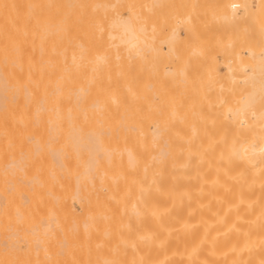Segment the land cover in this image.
<instances>
[{
	"label": "bare ground",
	"instance_id": "1",
	"mask_svg": "<svg viewBox=\"0 0 264 264\" xmlns=\"http://www.w3.org/2000/svg\"><path fill=\"white\" fill-rule=\"evenodd\" d=\"M145 1L146 12L140 13L138 24L137 11L138 16L111 22L109 18L107 39L104 31L87 32L70 23V29L55 30L62 26L52 25L48 17L55 0H5L0 159L3 153L5 164L13 158L6 172L13 171L19 183L15 188L13 175H8L12 183L7 187L0 177V202L5 200L4 208L0 204V231L8 226L11 238L25 247L16 253L20 245L13 241V247L5 234L3 246L0 242L3 260L6 253L14 255L12 264H264V0H256L254 10L252 0L222 3L227 22L252 32H241L246 36H236L238 41L232 31L225 37L228 25L221 28L219 18L220 27L214 28L218 34L221 28L225 42H215V36L207 41L214 39L217 46L212 41V49L215 54L219 50L220 60L224 53L225 75L218 73L207 53L204 62L202 56L192 55H201L195 48L201 39H194L199 31L183 29V54L189 53L185 59L173 29L166 37L169 30H156L148 39L145 15L148 10L153 16L160 7L159 0L153 5ZM127 2L135 9L139 5V0ZM27 7L35 12L31 24L24 21L31 12ZM128 18L136 20L135 26L142 23V29L132 30ZM12 19L17 21L10 23ZM242 20L250 28L254 22L255 31H248ZM229 26L243 31L234 23ZM207 27L203 29L209 35L211 25ZM148 40L155 41L154 46ZM189 41L194 42L191 48ZM176 48L184 71L182 65V71H176L175 61L181 63L173 56L179 54ZM146 52L161 58L156 63L151 59L147 67ZM198 60L202 67L197 68L207 69H195L200 78L192 73V62Z\"/></svg>",
	"mask_w": 264,
	"mask_h": 264
},
{
	"label": "rangeland",
	"instance_id": "2",
	"mask_svg": "<svg viewBox=\"0 0 264 264\" xmlns=\"http://www.w3.org/2000/svg\"><path fill=\"white\" fill-rule=\"evenodd\" d=\"M114 1L115 0H55V3H51V11H48V17L49 18H53V20H51L50 19V22L52 23V25H53V23H54V26H55V23H57V25H58V23H59V25H62L61 27H59V26H55V30H57V28H58V30H59V28L61 29V30H64V28H67V29H70V26L68 25L69 23H70V25H72V27L71 28H81V29H85V31H87L88 32V30H94V31H97L98 30V32L101 30L102 32L105 30V31H107V29L109 28V27H111V26H109V23L112 21V20H114V19H116L117 17L119 18H127L128 16L130 17L131 16V14H133V13H135L134 15L135 16H138V14L136 15V13L137 12H139V18L137 17V22H135L136 20L134 19V22L136 23V24H138V22H140V13H142V15H143V13L145 14V12H146V10L144 9V7H145V4H143L142 3V0H139V5H138V7L135 9V6H133L134 4H131V6H130V3L129 2H127V1H129V0H118V2L116 1L115 3H114ZM136 1V0H135ZM152 1H154V0H150L149 1V4L151 5H153V3H152ZM164 1V0H163ZM166 1V0H165ZM172 1V2H171ZM180 1V0H179ZM187 0H181L180 2H177V0H167V2L165 3V2H162V0H159L158 1V3H160V5L156 2V0H155V2L157 3V6H159L160 8L158 9V7H157V9H156V11L157 10H159L158 12H156L155 11V9H154V11L153 12H156L152 17L150 16H148V12H149V14H151V11H148L147 10V14L145 15V16H143V17H145V19H146V21L148 22V23H146V29L148 28V24L150 25V28H151V30H150V28L149 29H147L148 31H146L147 32V34L149 35L148 36V39L150 38V36H152L153 34L156 36V30L157 31H162L161 32V34L162 33H164V32H166L167 30H169V31H167V33H169V34H165L164 33V37H166V35H170L171 34V29H173V31H172V33L173 34H176V32L178 33V35L176 36V40H177V38L179 39V40H177L178 41V43H179V41L181 42L182 41V46H183V39H184V43H186L185 42V34L183 33L184 31H185V33L188 31V29H189V31L191 32V29H192V32H191V34H196V33H198V31H199V35L198 34H196V37H194V39L196 38V40L198 41V38H199V40L201 39V45H199L198 46V44H197V47H195L196 49L199 47V50L198 51H201V55H200V52L199 53H195V54H192V52L190 51V48L192 47V45H194V42L193 43H191L192 41H191V39H190V43L191 44H188V42H187V46L189 45L190 46V48H189V51H190V53L192 54V55H195V57H196V55L199 57V56H202V62H204V61H206V59L208 60V58L210 59L211 58V62H212V59L213 60H215V62H213L212 64H213V66L215 67V69L218 71V73L220 74V75H225V69H226V67H225V64H224V66H223V61H225V55H224V53H223V55H222V60H220V57H218V56H220L219 54H218V51H215V52H217V54H215L214 53V50L212 49V46L213 45H215L214 44V39L213 40H211V43H210V40L209 41H207V39L208 38H210V39H212V36L214 37L215 36V42L217 41V40H221L220 42H222L223 40L220 38V34L222 35L223 33H221L222 32V30H221V28H224V29H226V26L228 25V29H226V30H228V35H227V33H225V37H227V36H229V33L232 31V33L235 35L234 37V40L236 41H238V37H236V36H246L245 34H248V32H245V28H241V25H239L240 27H238V24H235V22H227V20H225V15H224V10H223V12H222V8H223V5H222V3H224V5L226 4V1H224V0H215V3L213 2L214 0H210V1H212V2H210V4H209V0H204V3H206V2H208V5H206V4H204L203 3V0H199V2L201 3H199L198 2V10L196 11V5H197V1L198 0H193V4H191L192 2H191V0H189L190 1V3H189V1H187ZM218 1H220V3L218 2ZM147 2H148V0H147ZM146 1H145V3H147ZM151 2V3H150ZM155 2H154V4H155ZM177 2V4H175ZM229 1H227V3H228ZM162 3V4H161ZM181 3V6H179V4ZM183 3V4H182ZM187 3V4H186ZM203 3V4H202ZM211 3H214L215 5H211ZM257 2H256V0H252V2H251V6H252V8H253V10L255 9V7L257 8L258 7V5L259 4H256ZM264 3V2H263ZM12 4V3H11ZM196 4V5H195ZM143 5H144V7H143ZM146 5H148V4H146ZM178 7H177V6ZM203 5H204V7H203ZM12 6V5H11ZM14 6V5H13ZM133 6V7H132ZM161 6H163V9L161 8ZM168 6V7H167ZM193 6H195V7H193ZM211 6V7H210ZM216 6H218V7H216ZM221 6H222V8H221ZM6 7V4H5V0H0V31L1 30H3V23H4V15L6 14V12H5V10L3 11L2 9H4ZM148 7H151V6H149L148 5ZM147 7V8H148ZM153 7V6H152ZM200 7H201V9H200ZM216 7V8H215ZM225 7V6H224ZM29 7H27V9H28ZM49 8V9H50ZM146 8V9H147ZM168 8H169V10H168ZM194 8H195V11H194ZM214 8V9H213ZM150 9V8H149ZM178 9H180L181 10V12H180V10H178ZM187 9V10H186ZM29 11H31L30 9H28ZM145 10V11H144ZM160 10H161V13H164V15H163V17H164V19H162V14L160 13ZM177 10V11H176ZM193 12L192 14H191V11ZM137 11V12H136ZM163 11V12H162ZM179 11V12H178ZM200 11V12H199ZM214 11V12H213ZM22 12H23V10H22ZM22 12L20 11V12H18L17 14H22ZM28 11L26 10V12H23V13H27ZM32 12V11H31ZM30 12V14H26L27 15V17L28 18H26V19H24V21H25V23H28V22H30V20H34L35 21V19L34 18H32V17H30V15H33V13L35 14V12H32L31 13ZM41 12V11H40ZM153 12H152V14H153ZM205 12V13H204ZM115 13L117 14V15H115ZM178 13V14H177ZM206 13H207V16H206ZM208 13H209V16H208ZM210 13H212V18H211V15H210ZM222 13H223V15H224V17L222 18ZM42 14V13H41ZM41 14H39L38 15V17H37V20H40V23H41V19H39V16L41 15ZM180 14V15H179ZM188 14L190 15H192V17H191V19H189L190 18V16L188 17ZM49 15H51V16H49ZM141 15V16H142ZM166 15H168V16H172V21H171V19H166L165 17H166ZM187 15V16H186ZM194 15V16H193ZM196 15H199L200 17H198V16H196ZM218 15H220V16H218ZM36 16H37V12H36ZM168 16H167V18H168ZM170 16V17H171ZM173 16H174V18H173ZM179 16H180V18H179ZM196 16V17H195ZM218 16V17H217ZM115 17V18H114ZM187 17H188V19H187ZM109 18L111 19L110 20V22H108L109 21ZM132 18V17H131ZM133 18H135V17H133ZM156 18V19H155ZM177 18V19H176ZM179 18V19H178ZM194 18H196V19H194ZM210 18V19H209ZM219 18L221 19V28H219V34H218V31L216 30V28H214V27H216V26H218V27H220V24H219ZM129 19V18H128ZM152 19V20H151ZM160 19V20H159ZM183 19V20H182ZM192 19H194L195 21H192V22H194V23H190V24H195V26L193 27H191V25L189 24V25H186L187 24V22H189V21H191ZM206 19H207V21H208V23H207V25H208V27L207 28H209L210 27V25H211V28H209V31H210V33H209V35H208V29H203V28H205L207 25L205 24L206 23ZM217 19V20H216ZM133 20V19H132ZM141 20H144V19H141ZM166 20V22H162V21H165ZM176 20V21H175ZM182 20V21H181ZM184 20H185V22H184ZM202 20V21H201ZM212 20H213V23L215 22L216 23V21H217V23H216V25L215 24H213L212 23ZM17 21V19H12L11 21H9L10 23H14V22H16ZM28 21V22H27ZM33 21V22H34ZM129 22H130V25L132 26V24H134V22H132L130 19L128 20ZM209 21H211V22H209ZM247 21V20H246ZM21 22H23V19H22V21ZM107 22V23H106ZM132 22V23H131ZM141 22H143V21H141ZM145 22V21H144ZM143 22V24H144V26H145V23ZM171 22V23H170ZM225 22H226V25H225ZM242 22V24H244V22H245V20H244V22H243V20L241 21ZM241 22H239L240 24H241ZM248 22H249V25H250V23L252 22V21H249L248 20ZM34 23H36V22H34ZM40 23H38L37 22V24L38 25H36V27L37 28H41V26L42 25H40ZM68 23V24H67ZM169 23V24H168ZM199 23V24H198ZM212 23V24H211ZM234 23V25H235V27H238L239 29H242L243 31H240V30H238L237 29V31L236 30H233V28H232V26L230 27L229 26V24L231 25V24H233ZM236 23H238V21H236ZM247 23V22H246ZM246 23L244 24V27H246V29L247 28H250V26H248V24H247V26H246ZM29 24H31V22L29 23ZM104 26H103V25ZM183 24V25H182ZM204 24V25H203ZM210 24V25H209ZM224 24V26H222ZM254 26H253V25ZM252 26H251V28L250 29H254L253 31H255V28H256V26H255V24H254V22H252ZM67 25V26H66ZM78 25V26H77ZM106 25V26H105ZM165 25V26H164ZM179 25H181V26H179ZM184 25H186L185 27H184ZM197 25H199V27L197 26ZM201 25V26H200ZM213 25V26H212ZM237 25V26H236ZM134 26H135V24H134ZM134 26H132V30L134 29H136L137 27H138V29L137 30H139L141 27L140 26H142V23L140 24V25H138V26H135V28H133ZM143 26V27H144ZM160 26V27H159ZM163 26H164V28H163ZM173 26V27H172ZM183 26V27H182ZM159 27V28H158ZM161 27H162V29H161ZM169 27V28H168ZM177 27V28H176ZM187 27H188V29H187ZM217 27V28H218ZM242 27H243V25H242ZM186 28V30H184L183 31V29H185ZM197 28V29H196ZM198 28H199V30H198ZM217 32V33H215V31H213V29ZM52 29H54V27H52ZM86 29H88V30H86ZM110 29V28H109ZM142 29V28H141ZM175 29V30H174ZM193 29H195V31L193 30ZM236 29V28H235ZM76 30V29H75ZM111 30H112V27H111ZM114 30V29H113ZM136 30V31H137ZM153 30V31H152ZM220 30H221V32H220ZM248 31H249V29H247ZM67 31V30H66ZM93 31V32H94ZM104 31V32H105ZM145 30H143V32H144ZM150 31L152 32V34L150 33ZM155 31V32H154ZM164 31V32H163ZM174 31H176V32H174ZM207 32V34H206V32ZM211 31H212V33H211ZM68 32H70V31H68ZM71 32H73L75 35H77L78 36V34H76L77 32L76 31H74V29L73 30H71ZM92 32V31H91ZM90 32V33H91ZM101 32V33H102ZM103 32V33H104ZM204 32V33H203ZM223 32H224V30H223ZM227 32V31H226ZM240 32V33H239ZM241 32H244V33H241ZM250 32L251 31H249V34H248V36L250 35L251 36V34H250ZM81 33H82V31H81ZM200 33H201V37H200ZM216 35H215V34ZM232 33H230V35H232ZM252 33V32H251ZM73 34V35H74ZM92 34V33H91ZM94 34V33H93ZM96 34H97V32H96ZM107 33L105 32V35H106ZM254 34V33H253ZM98 35H99V33H98ZM105 35H104V37H105ZM204 35V36H203ZM158 36V35H157ZM163 36V35H162ZM211 36V37H210ZM218 36H219V38H218ZM81 37V36H80ZM99 37H102L101 36V34L99 35ZM144 37L147 39V36H145V34H144ZM160 37V36H159ZM222 37V36H221ZM106 38L108 39V36L106 35ZM144 38V40H145V42H146V39ZM230 38V37H229ZM229 38H227V40L229 39ZM232 38H233V36H232ZM106 39V40H107ZM109 39H110V37H109ZM153 39V38H152ZM157 39H161V37L160 38H157ZM204 39H205V41H204ZM239 39H240V37H239ZM75 40L78 42L79 41V37H78V39L75 37ZM176 40H174L175 42H176ZM188 40H189V36H188ZM224 40H225V38H224ZM197 41H196V43H197ZM212 41H213V45H212ZM148 42H149V40H148ZM159 42V41H158ZM199 42V43H200ZM202 42L204 43V45L202 44ZM207 42V43H206ZM223 42H225V41H223ZM147 43V42H146ZM150 43V42H149ZM149 43H148V45H149ZM154 43H155V41H153V42H151L150 43V45H152L153 44V46H154ZM160 43H161V41H160ZM177 43V44H178ZM195 43V44H196ZM174 44V43H173ZM173 44H171V46L173 45ZM176 44V45H177ZM207 44H208V46H210L208 49L206 48V46H207ZM147 45V48H148V50H149V46ZM164 45V44H163ZM162 45V46H163ZM204 47H203V46ZM181 46V44H179V47ZM201 46H202V48H201ZM215 46H217V44L215 45ZM168 47V46H167ZM214 47V46H213ZM147 48H146V46H145V49L147 50ZM151 48V47H150ZM181 48V47H180ZM193 48H194V46H193ZM195 48H194V50H195ZM215 48V47H214ZM157 49H159V47L157 48ZM163 49V48H162ZM185 49L187 50V48H186V46H185ZM210 49H212L211 50V53H210ZM217 49V48H216ZM161 50V49H160ZM160 50H159V52H160ZM168 50H169V48H168ZM176 50L178 51V53H179V50L176 48ZM175 50V51H176ZM181 50H182V56H183V58L185 59V55H188V54H186V53H184L183 54V52H185V50H184V46H183V48H181L180 49V52H181ZM197 51V50H196ZM195 51V52H196ZM156 52V51H155ZM164 52V51H163ZM172 52H173V50H172ZM147 53V52H146ZM149 54H151L152 52L151 51H149L148 52ZM147 53V54H148ZM165 53V52H164ZM204 53H207L206 54V56H205V54ZM147 54H145V56H146V60H147V63L149 62V61H151V59H153L154 57L153 56H151V55H147ZM166 54H168L167 52H166ZM170 54H171V52H170ZM181 54L179 53L178 55H176L175 54V52H174V54H173V56L175 55V56H178L177 58H175V59H181V63L180 62H176L175 61V63H176V67H177V65H178V68L176 69V71L179 69L180 70V68H181V65H182V68H183V65L185 66V68H186V65L184 64L185 62H183V58L181 57L180 58V56H181ZM213 54V55H212ZM152 55H154V53H152ZM156 55V54H155ZM160 55L162 56V54L160 53ZM165 55V54H164ZM164 55H163V57H164ZM191 55V56H192ZM203 55L205 56V57H208V58H206L205 60H204V58H203ZM166 56V55H165ZM169 56V55H168ZM215 57V59H214V57ZM156 57V56H155ZM170 57V56H169ZM188 57V56H187ZM197 57V59H199ZM213 57V58H212ZM216 57H218V58H216ZM157 58V57H156ZM156 58H154L155 60H154V62L155 61H157L158 60V58H161V57H158L157 59ZM165 58V57H164ZM192 58H193V56H192ZM189 59L191 60V57H189ZM188 59V60H189ZM200 59V60H201ZM170 60V59H169ZM193 60V59H192ZM163 61V63H164V60H162ZM166 61H167V59L165 60V63H166ZM171 61H172V58H171ZM153 62V61H152ZM173 62V61H172ZM190 62V61H189ZM207 62H210V60L209 61H207ZM204 63V65H207V67H208V65H209V63ZM156 63V62H155ZM159 63H160V60H159ZM169 63H170V61H169ZM174 63V64H175ZM192 63H195V65L194 66H192V64H191V66L194 68L193 69V71H192V69H191V71H192V73L194 74V71H195V74L197 75V76H199V78H200V75H198V72L197 71H203V69L205 70L206 68H201L202 70H200V67H199V65H201V67H202V63L201 62H199V60L198 61H194V62H192ZM214 63H215V65H214ZM152 64V63H151ZM171 64V63H170ZM180 64V65H179ZM196 64H199L198 65V67H199V69L197 68V66H196ZM149 65H150V63H148L147 64V67H149ZM154 65V64H153ZM157 65V64H156ZM161 66H162V64H160ZM160 65H157V67H159ZM166 66H167V63L165 64ZM160 66V67H161ZM164 66V65H163ZM165 66V67H166ZM180 66V67H179ZM213 66H210L209 65V67H210V69H211V67H213ZM220 66V67H219ZM151 67V66H150ZM172 67V68H171ZM170 67V69L171 70H174V66H171ZM190 67V66H189ZM155 68V67H154ZM169 68V67H168ZM182 68H181V70L180 71H182ZM191 68V67H190ZM153 69V68H152ZM151 69V70H152ZM187 69V68H186ZM195 69H197V71L195 70ZM148 70V69H147ZM207 70V69H206ZM175 71V70H174ZM183 71H184V68H183ZM209 71V70H208ZM207 71V74L209 75V72ZM220 71V72H219ZM153 72H155V71H153ZM205 72V71H204ZM223 72V73H222ZM186 73V72H185ZM189 73H191V72H189L188 71V75H189ZM191 73V74H192ZM201 73V72H200ZM187 74V73H186ZM206 73L204 74V76L205 75H207ZM207 75V76H208ZM182 76V75H181ZM183 76H185L184 74H183ZM197 76H196V79L198 80V78H197ZM187 78H190V77H188V76H186ZM195 78V77H194ZM208 78V77H207ZM192 79H193V76H192ZM205 79V78H204ZM201 80V79H200ZM7 146H11V145H7ZM12 147V146H11ZM9 149H10V147H9ZM6 150H8V147H7V149ZM7 151H5V155H7V153H6ZM11 152H12V150H11ZM10 153V152H9ZM9 155V154H8ZM7 155V156H8ZM0 156H1V154H0ZM4 156V153L2 154V157ZM12 156V155H11ZM2 157H1V159H0V171L2 172V171H4V172H0V174L2 175V176H0V177H3L4 176V180L5 181H7L6 182V184L8 183V181L10 182V178H9V180L7 179L6 180V178L8 177V175H9V177L10 176H12L13 175V181H14V183H15V188H17L16 186H18V183L19 182H16V179L14 178L16 175H15V173L13 172V171H8V172H6L7 170H9V168H11L12 166H10V164L8 163L9 161H10V163H12L11 162V160H13V158L12 157H10L9 156V158H11L7 163L9 164L8 166L5 164V162H3V161H6V158L4 157L3 158V161H2ZM8 158V159H9ZM3 163V164H2ZM5 164V165H4ZM10 166V167H9ZM6 174V175H5ZM6 177V178H5ZM17 177V176H16ZM3 179V178H2ZM0 181H1V183H3V181L0 179ZM10 183H12V182H10ZM9 186V184H7V187ZM13 186V185H12ZM12 186H11V188H12ZM1 187H3V186H1ZM10 187V186H9ZM11 188H10V191H11ZM5 189H7L6 191L8 192V190H9V188H6L5 187ZM13 189V193H14V188H12ZM1 191H3V189H1ZM16 192V191H15ZM12 193V192H11ZM4 194H5V192H4ZM3 194V195H4ZM6 194H8V193H6ZM10 194V193H9ZM14 195H15V193H14ZM6 195H4V197H5ZM16 197H17V195H16ZM2 198V196H0V199ZM12 198V196H10V200L13 202V200L11 199ZM14 198H15V196H14ZM3 199V198H2ZM5 200H3V202H4ZM2 202V201H1ZM1 202H0V204H1ZM3 202H2V206L0 205V210H1V212H0V214L2 213V208H4V205H3ZM7 202H8V200H7ZM9 203H10V201H9ZM15 203V202H14ZM77 202H74L73 203V205H74V207H75V209H76V211L78 212V214L80 213V209H79V205H77L76 204ZM8 204V203H7ZM9 206V209H10V205H8ZM2 207V208H1ZM5 207H6V205H5ZM12 208V207H11ZM13 208H14V210L16 209V207H14L13 206ZM6 209H8L7 207L4 209V210H6ZM14 210L12 209V211L14 212ZM10 212H11V210H10ZM13 212H11V213H13ZM7 213V211L5 212V214ZM8 213H9V211H8ZM14 213H17V212H14ZM13 213V214H14ZM3 214V213H2ZM1 214V215H2ZM15 216H16V214H15ZM3 217H4V215H3ZM8 217H9V215H8ZM12 217L13 218H15L13 215H12ZM6 220V219H5ZM8 221V220H7ZM16 221H17V218H16ZM15 221V222H16ZM9 222H11V220H10V217H9ZM9 222H7V224H9ZM14 222V221H13ZM3 223V225H4V221L2 222ZM16 223H18V222H16ZM16 223L14 224V225H16ZM6 224V223H5ZM6 224V225H7ZM11 224V223H10ZM0 225H1V223H0ZM5 225V226H6ZM18 225V224H17ZM16 225V226H17ZM5 226H4V228H5ZM19 226V225H18ZM17 226V227H18ZM8 227V226H7ZM7 227H6V229H5V231H0V233H3V234H0V242H1V244L2 243H5L4 241H2V239L3 240H5L7 237H10L11 238V233H7V231H8V229H7ZM10 227H12V225H10ZM15 226H13V228H14ZM2 229V228H1ZM0 229V230H1ZM3 230V229H2ZM7 230V231H6ZM10 230H11V228H10ZM18 230H19V227L16 229V231L18 232ZM10 232V231H9ZM7 236H6V235ZM12 234H15V233H12ZM3 235H4V237H3ZM8 235H10V236H8ZM17 235V234H16ZM5 236H6V238H5ZM15 236V235H14ZM10 238H8L7 239V242L8 241H10L9 239ZM16 238H17V236H16ZM11 241H12V243H13V241H16V239H15V237H12L11 238ZM18 241H20V240H18ZM7 242H6V244H7ZM1 244H0V247H2L3 246V244H2V246H1ZM14 244H15V242L13 243V247H14ZM21 244H23V245H21ZM9 245V244H8ZM8 245L7 246H5V244H4V246L9 250V248H10V245H11V242H10V245H9V248H8ZM18 245H20L19 247H20V249H18V247H15V252L16 253H20L19 251H22L23 249H24V247H25V244L24 243H22V242H18V244H17V241H16V246H18ZM2 249H3V247H2ZM7 250V251H8ZM19 250V251H18ZM12 251H14L13 249H12ZM5 251L3 250V253H4ZM9 253H11V251L9 250ZM2 253H1V251H0V255H1ZM12 254H13V252H12ZM3 255V254H2ZM2 255H1V258H2V260H3V257H2ZM5 255H7V256H5V258H4V262H3V264H12V263H10L11 261H13V256L14 255H8V254H6L5 253ZM4 256V255H3ZM17 256V258H19V256H18V254H15V257ZM10 258H12V259H10ZM10 259V260H9ZM17 262V261H16ZM16 262H15V264H16ZM2 262H0V264H1ZM13 263H14V261H13Z\"/></svg>",
	"mask_w": 264,
	"mask_h": 264
}]
</instances>
